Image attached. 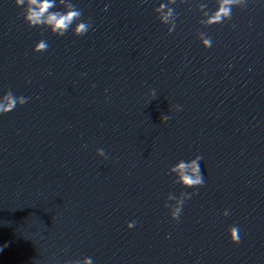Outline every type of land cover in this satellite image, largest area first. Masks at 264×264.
Instances as JSON below:
<instances>
[{
    "label": "water",
    "instance_id": "obj_1",
    "mask_svg": "<svg viewBox=\"0 0 264 264\" xmlns=\"http://www.w3.org/2000/svg\"><path fill=\"white\" fill-rule=\"evenodd\" d=\"M71 2L84 36L0 0V95L28 98L0 114V264H264V0L207 28L215 0H176L171 34L166 0ZM197 155L204 185L173 184ZM193 191L172 220L166 197Z\"/></svg>",
    "mask_w": 264,
    "mask_h": 264
},
{
    "label": "clouds",
    "instance_id": "obj_2",
    "mask_svg": "<svg viewBox=\"0 0 264 264\" xmlns=\"http://www.w3.org/2000/svg\"><path fill=\"white\" fill-rule=\"evenodd\" d=\"M17 7L21 8V15L24 22L29 27L48 30L57 37L64 36L70 29L75 36H84L92 27L90 21L82 20V10L78 9L71 0H14ZM176 4V0H166L159 3L154 9L157 19L161 24L168 27V32L171 34L176 27V19L178 13L172 7ZM215 10H208L206 4H200L198 11L201 13L199 23L204 27H210L217 24H222L232 18L233 8L246 6V0H215ZM107 5L105 10H107ZM60 9V10H54ZM235 27V25H232ZM198 39L201 46L205 49L212 46V38L207 33L201 31L198 33ZM48 43L41 40L35 44L34 52H45L48 50ZM150 95H155L153 90ZM28 102L27 97L16 96L11 90H8L0 95V114H7L13 111L17 106H22ZM179 111V106L176 108ZM167 115L161 116V123L167 122ZM98 156L107 158L103 149H97ZM202 157L197 155L190 160H179L174 166L169 168V175L173 176V184H179L185 189H198L204 185V177L200 168ZM196 192H180V194H169L166 197L165 207L169 209L170 218L178 221L182 212L185 201L195 195ZM172 202V203H169ZM223 216H228L229 211L226 209L222 213ZM135 221L127 224L129 229L135 226ZM228 237L234 244L240 242L239 227L231 225L228 228ZM71 264H93L90 257L82 260L72 261Z\"/></svg>",
    "mask_w": 264,
    "mask_h": 264
}]
</instances>
